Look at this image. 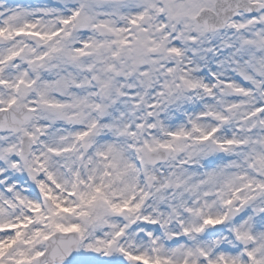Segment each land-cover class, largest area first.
I'll return each instance as SVG.
<instances>
[{"label": "snow or ice", "instance_id": "6c2138e0", "mask_svg": "<svg viewBox=\"0 0 264 264\" xmlns=\"http://www.w3.org/2000/svg\"><path fill=\"white\" fill-rule=\"evenodd\" d=\"M0 264H264V0H0Z\"/></svg>", "mask_w": 264, "mask_h": 264}]
</instances>
